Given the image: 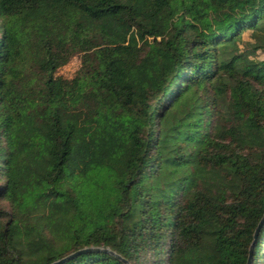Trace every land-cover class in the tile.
Listing matches in <instances>:
<instances>
[{"label":"trees","instance_id":"obj_1","mask_svg":"<svg viewBox=\"0 0 264 264\" xmlns=\"http://www.w3.org/2000/svg\"><path fill=\"white\" fill-rule=\"evenodd\" d=\"M261 54L264 0H0V264H264Z\"/></svg>","mask_w":264,"mask_h":264},{"label":"water","instance_id":"obj_2","mask_svg":"<svg viewBox=\"0 0 264 264\" xmlns=\"http://www.w3.org/2000/svg\"><path fill=\"white\" fill-rule=\"evenodd\" d=\"M263 222H264V217H263V219L260 221V223H259V225H258V227H257V229H256V231H255V234H254L255 239H256L257 236H258V233H259L260 227H261V225H262ZM254 248H255V241H254L253 244L251 245V248H250V254H249V259H248L247 264H251V260H252V257H253V251H254ZM89 250H103V251H107V252L113 253L116 257H118L120 260H122L125 264H130V262H129L127 259L123 258L121 255L115 253L114 251L109 250L107 247H102V248H84V249H81V250H79V251H76V252H74V253H72V254H70V255L64 257L63 259H61V260H59V261H56V262H54V263H52V264H58V263H60V262L67 261V260L73 258L74 256H76V255H78V254H80V253H82V252H87V251H89Z\"/></svg>","mask_w":264,"mask_h":264},{"label":"rangeland","instance_id":"obj_3","mask_svg":"<svg viewBox=\"0 0 264 264\" xmlns=\"http://www.w3.org/2000/svg\"><path fill=\"white\" fill-rule=\"evenodd\" d=\"M264 57V54H261ZM82 64L81 56L79 54L75 55L71 61L59 70V74L66 78H73Z\"/></svg>","mask_w":264,"mask_h":264}]
</instances>
